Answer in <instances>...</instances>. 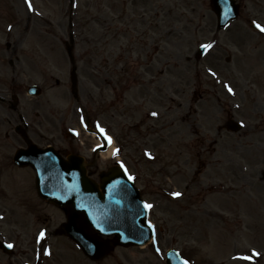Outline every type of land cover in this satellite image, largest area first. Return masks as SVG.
<instances>
[{"label":"rangeland","instance_id":"1","mask_svg":"<svg viewBox=\"0 0 264 264\" xmlns=\"http://www.w3.org/2000/svg\"><path fill=\"white\" fill-rule=\"evenodd\" d=\"M31 5L29 10L26 0H0V148L13 151L25 140L13 130L21 123L20 108L28 140L38 146L57 144L45 131L54 129L57 118L63 129L68 118L95 114L94 122L116 139L121 161L136 175L155 233L142 247L116 246L102 261L87 260L65 236L53 235L65 216L37 197L26 168L15 173L13 216L0 220L17 248L14 264L36 257L41 231L40 246L48 249L42 264H165L169 247L190 264H264V100L253 111L257 104L246 95L235 115L222 90L213 99V79L202 65L212 66L219 51L214 65L223 72L227 52L192 56L201 41L195 7L210 26L215 22L208 0ZM251 5L264 15L263 2ZM250 37L251 52L264 54V37L249 31ZM29 84L38 85L41 95H27ZM259 88L264 94V84ZM230 117L245 128L226 130ZM113 161L96 159L100 168Z\"/></svg>","mask_w":264,"mask_h":264},{"label":"water","instance_id":"2","mask_svg":"<svg viewBox=\"0 0 264 264\" xmlns=\"http://www.w3.org/2000/svg\"><path fill=\"white\" fill-rule=\"evenodd\" d=\"M31 155L29 162L34 164L38 172L39 194L59 205L68 204L66 232L81 245L90 258L100 259L112 247L111 242L101 241L91 232V225L97 230L104 228L105 234L111 232L121 234L119 240L122 243L139 244L150 235L149 228L145 226L146 213L138 192L133 183L121 172H109L102 176L103 191L99 193L95 185L87 186V182H84L82 168L78 171L66 168L64 165L67 162L63 163L50 148L45 151L38 150ZM92 208L95 209V214ZM127 215L131 219L129 229L120 225L122 224L120 221ZM108 222L110 223L106 224ZM113 227L121 229L124 234L119 230L109 231ZM125 236L127 239H124ZM167 262L179 264L180 260L168 254Z\"/></svg>","mask_w":264,"mask_h":264},{"label":"flooded vegetation","instance_id":"3","mask_svg":"<svg viewBox=\"0 0 264 264\" xmlns=\"http://www.w3.org/2000/svg\"><path fill=\"white\" fill-rule=\"evenodd\" d=\"M205 14H201V18H203ZM207 36L205 35V38ZM261 65L264 66V56L259 58ZM253 69L247 68L246 74L241 77L243 84H253ZM248 90L252 93L251 95L254 97V100H259V94L256 88L248 87ZM240 94L243 96V92ZM239 97V95L237 94ZM257 104V103H256ZM19 112V111H18ZM24 112V110H23ZM57 130V125L55 126ZM22 133L27 136L28 130H22ZM59 133V132H58ZM60 134V133H59ZM50 135L54 137L55 142H57V148L62 154H77L81 150V147L78 148L72 145V141L70 140V144L63 146V140L58 134H54L53 130H50ZM98 166L95 164L94 158L91 161L87 160V173L89 176L93 177L95 172L97 171ZM14 164L12 162L11 152L7 150L4 152H0V219L4 220L6 218H10L13 216L12 208L10 205L13 198V188L15 186V173H14ZM11 234H7V232L0 228V242L4 239L12 240ZM12 252H6L5 248L0 244V264H14L13 259L15 258Z\"/></svg>","mask_w":264,"mask_h":264},{"label":"snow or ice","instance_id":"4","mask_svg":"<svg viewBox=\"0 0 264 264\" xmlns=\"http://www.w3.org/2000/svg\"><path fill=\"white\" fill-rule=\"evenodd\" d=\"M26 3L28 4L29 10H31V8H32L31 0H26ZM253 23L255 24V26H256L261 32H264V27H262V26L259 25V24H256L255 21H253ZM202 47H204V48H210L211 45H210V44H209V45H202ZM228 90L231 91V88H229ZM153 115H155V113H153ZM101 131H103V130L101 129ZM108 139H109V142H110V138H108ZM115 154H116V153L114 152V155H115ZM121 167H123V165H121ZM125 171H126V170H125ZM129 179H132V177L129 176ZM173 195H175V196H179L180 193H174ZM144 207H145V208H150L151 205H149V204H145ZM149 227H151V225H149ZM44 237H45V233H44L43 231H41L40 234H39V236L36 238V242L39 244V243L43 240ZM7 247H12V245H11V244H8ZM43 251H44V254H45V255L48 254L47 249H44ZM253 255H256V253H253ZM239 258H240V259H251V257H239ZM183 264H189V262H188L187 260H185V261L183 262Z\"/></svg>","mask_w":264,"mask_h":264},{"label":"bare ground","instance_id":"5","mask_svg":"<svg viewBox=\"0 0 264 264\" xmlns=\"http://www.w3.org/2000/svg\"><path fill=\"white\" fill-rule=\"evenodd\" d=\"M157 115H159V114H157ZM95 143H99V141L97 140V141H95ZM112 151H113V146L110 145L105 151L101 152V156L103 158H108L111 156ZM228 187H230V186H227V185L226 186H219V189L221 191H225Z\"/></svg>","mask_w":264,"mask_h":264}]
</instances>
